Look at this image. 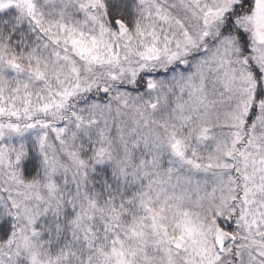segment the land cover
Wrapping results in <instances>:
<instances>
[{
	"label": "snow or ice",
	"instance_id": "snow-or-ice-1",
	"mask_svg": "<svg viewBox=\"0 0 264 264\" xmlns=\"http://www.w3.org/2000/svg\"><path fill=\"white\" fill-rule=\"evenodd\" d=\"M0 264H264V0H0Z\"/></svg>",
	"mask_w": 264,
	"mask_h": 264
}]
</instances>
